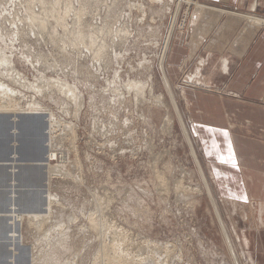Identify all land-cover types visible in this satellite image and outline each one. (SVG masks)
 I'll return each mask as SVG.
<instances>
[{"label": "rangeland", "instance_id": "1", "mask_svg": "<svg viewBox=\"0 0 264 264\" xmlns=\"http://www.w3.org/2000/svg\"><path fill=\"white\" fill-rule=\"evenodd\" d=\"M178 1L0 0V264H229L183 95L192 65L173 79L168 59L174 38L218 40L226 20L260 17Z\"/></svg>", "mask_w": 264, "mask_h": 264}, {"label": "crops", "instance_id": "2", "mask_svg": "<svg viewBox=\"0 0 264 264\" xmlns=\"http://www.w3.org/2000/svg\"><path fill=\"white\" fill-rule=\"evenodd\" d=\"M205 3L206 11L224 3L260 18H249L253 28L229 23L236 17L226 20L218 40L202 41V29L187 45L174 38L169 74L176 79L181 63L192 65L188 77L194 85L183 95L211 190L238 262L264 264V0ZM202 47L206 58L199 57L203 65L197 69L200 61H193Z\"/></svg>", "mask_w": 264, "mask_h": 264}, {"label": "bare ground", "instance_id": "3", "mask_svg": "<svg viewBox=\"0 0 264 264\" xmlns=\"http://www.w3.org/2000/svg\"><path fill=\"white\" fill-rule=\"evenodd\" d=\"M153 1V0H152ZM183 1H186V0H179L178 1V3H182ZM180 6V5H179ZM178 6V7H179ZM177 9V8H176ZM177 14V13H176ZM176 16V15H175ZM134 18V17H133ZM177 18V17H176ZM176 23V19H174V24ZM174 29H175V26L173 27V29H171V31H170V33H169V36H168V38H166V42L163 44V51H162V53L160 54L161 56H160V65H161V68L163 69V72H164V74H165V77H166V80H167V82L169 81V79H168V76L166 75V70L164 69V61H165V59H166V55H167V52L169 51V47H170V43H171V40H172V37H173V32H174ZM3 40V39H2ZM158 44V43H157ZM3 52V51H2ZM2 55V54H1ZM7 59V58H6ZM148 62V61H147ZM3 63V62H2ZM149 64V63H148ZM2 65V64H1ZM7 65V64H6ZM11 65V64H10ZM4 66V65H3ZM6 67V66H5ZM4 67V68H5ZM0 68H2V66L0 67ZM3 71V70H2ZM19 73V72H18ZM163 75V74H162ZM15 76V75H14ZM21 76V75H20ZM40 76V75H39ZM8 77H9V75H8ZM10 78V77H9ZM18 78H20L19 76H18ZM24 78V77H23ZM47 78V77H46ZM39 79V78H38ZM165 79V78H164ZM10 80V79H9ZM12 81V80H11ZM26 82H27V80H25ZM13 82H14V80H13ZM35 82H36V80H35ZM47 82V81H46ZM114 82H116V81H114ZM1 83H3V81L1 82ZM5 83V82H4ZM54 83V82H53ZM110 83V82H109ZM129 87H133L134 89H136V92L137 93H141V94H139V96H141L142 95V93H144V91L142 92V90H143V88L145 89L146 87H143V86H145V84L143 85V84H141V82H140V84L139 83H135V82H133V81H129ZM19 84H20V81H19ZM28 84V83H27ZM30 84V83H29ZM28 84V85H29ZM37 84V83H36ZM38 85V84H37ZM0 86H1V84H0ZM25 86V85H24ZM49 86V85H48ZM51 86V85H50ZM58 86V88H59V85H57ZM150 86V85H149ZM28 87V86H27ZM67 87V86H66ZM25 88V87H24ZM33 88V87H32ZM150 89H151V87H149ZM13 89H14V87H13ZM36 89V88H35ZM39 89V88H38ZM68 89V88H67ZM80 89V88H79ZM4 90H5V88H4ZM10 91V90H9ZM11 91H12V89H11ZM35 91V90H34ZM37 91H39V90H37ZM48 91V90H47ZM146 91H147V89H146ZM78 92H79V90H78ZM123 92V91H122ZM149 92V91H148ZM153 92V91H152ZM61 93V92H60ZM69 93H70V91H69ZM72 93H74V92H72ZM149 93H151V92H149ZM67 94V93H66ZM76 94H77V92H76ZM79 94V93H78ZM4 95V94H3ZM72 95V94H71ZM80 95V94H79ZM137 95V94H136ZM144 95V94H143ZM148 95V94H147ZM15 96H16V94H15ZM68 96V95H67ZM66 96V97H67ZM78 96V95H77ZM82 96V95H81ZM151 96V95H150ZM159 96V98L158 97H154L155 99L157 98L158 100L160 99V97H161V95H158ZM65 97V96H64ZM116 97V96H115ZM123 97H125V96H123ZM132 97V96H131ZM148 97V96H147ZM0 98H2V97H0ZM10 99H9V101L7 102L8 104H10V106L12 105V104H14V99L10 96L9 97ZM78 98H79V96H78ZM138 98V97H137ZM140 98H142V97H140ZM139 98V99H140ZM148 98H150V97H148ZM138 99V100H139ZM143 99H144V97H143ZM146 99V98H145ZM152 99V98H151ZM3 100H4V97H3ZM16 100V99H15ZM161 100V99H160ZM163 100V99H162ZM144 101V100H143ZM153 101V100H152ZM1 102H2V100H1ZM147 101H145V103H146ZM16 103V102H15ZM36 103V102H35ZM143 103V102H142ZM148 103V102H147ZM151 103V102H150ZM158 103H160V102H158ZM157 103V104H158ZM162 103V102H161ZM6 104V103H5ZM4 104V105H5ZM18 104V103H17ZM34 104V103H33ZM153 104V103H152ZM2 105V103H0V106ZM15 106H16V104H14ZM118 105V104H117ZM148 105V104H147ZM6 106H8L7 104H6ZM143 106V105H142ZM159 106V105H158ZM160 106H161V104H160ZM163 106V105H162ZM2 107V106H1ZM5 106H3V108H1V109H6V108H8V107H5ZM12 108H14V106L12 105L11 106ZM11 107H9V108H11ZM31 108V107H30ZM139 108V107H138ZM32 109V108H31ZM6 111V110H5ZM80 111V110H79ZM167 113V112H166ZM169 114V113H168ZM163 115V114H162ZM168 116H170L171 117V115H168ZM164 118H166V117H164ZM163 120V119H162ZM171 124H172V121H171V119L169 118V117H167L166 119H165V122H164V126H165V128H166V131L167 130H169L170 128H171ZM119 125V124H118ZM130 125V124H129ZM72 127V126H71ZM162 128H164V127H162ZM119 129V128H118ZM95 130H97V128L95 129ZM189 131V130H188ZM163 132V131H162ZM72 133H73V131H72ZM167 133V132H166ZM76 135V134H75ZM76 138V137H75ZM74 141V140H73ZM72 142V141H71ZM189 142V141H188ZM165 161V160H164ZM80 165V164H79ZM165 166V165H164ZM155 167V166H154ZM157 168V167H156ZM165 171V170H164ZM191 172V171H190ZM157 174H158V172H157ZM163 175V174H162ZM155 176V175H154ZM159 178V177H158ZM161 179H164V178H161ZM161 179H159V180H161ZM161 184H162V180H161ZM182 184V183H181ZM177 186H178V184H177ZM181 187V186H180ZM170 188V187H169ZM176 188V187H175ZM160 189V188H159ZM185 189V188H184ZM174 190H176V189H174ZM180 190V189H179ZM196 190V189H195ZM129 191V190H128ZM191 191V190H190ZM108 192V191H107ZM117 192V191H116ZM125 193V192H124ZM123 193V194H124ZM167 193V192H166ZM103 194V193H102ZM115 194V193H114ZM213 194V193H212ZM158 195V194H157ZM164 195V194H163ZM96 196V195H95ZM106 196V195H105ZM110 196V195H109ZM101 197V196H100ZM113 200H114V198H113ZM129 201V200H128ZM180 201V200H179ZM100 202V201H99ZM122 202V201H121ZM120 202V203H121ZM178 202V201H177ZM182 202H183V200H182ZM110 204V203H109ZM114 204V203H113ZM124 204V203H123ZM182 205H184V204H182ZM98 208V207H97ZM101 209V208H100ZM106 210V209H105ZM101 211V210H100ZM109 214V213H108ZM219 214H221V213H219ZM91 216V215H90ZM89 218V217H88ZM91 218H92V216H91ZM90 218V219H91ZM89 219V220H90ZM92 221V220H91ZM223 222V221H222ZM118 223V222H117ZM96 225V224H95ZM117 226V225H116ZM224 226H225V224H224ZM109 227V226H108ZM111 228V227H110ZM116 228V227H115ZM120 228H123V227H120ZM126 229V228H125ZM101 230V229H100ZM108 230H110V229H108ZM124 230V229H123ZM122 230V231H123ZM129 231V230H128ZM127 231V232H128ZM222 231V230H221ZM102 232V231H101ZM121 232V231H120ZM126 232V231H125ZM105 234V233H104ZM119 234V233H118ZM112 235V234H111ZM119 235H121L120 237H122V234H119ZM118 235V236H119ZM125 235H128V234H125ZM131 235V234H130ZM224 236V235H223ZM110 237V236H109ZM108 237V238H109ZM120 237H119V239L118 240H120ZM125 237V236H124ZM127 237V236H126ZM124 239H126V238H124ZM145 240H146V238H144ZM148 239V238H147ZM178 239V238H177ZM105 240V239H104ZM151 240V239H150ZM150 240H148V241H150ZM189 240V239H188ZM225 240V239H224ZM230 240V239H229ZM124 241V240H123ZM153 241V240H152ZM226 241V240H225ZM231 241V240H230ZM104 242V241H103ZM106 242V241H105ZM104 242V243H105ZM110 242V241H109ZM125 242V241H124ZM143 242V241H142ZM147 242V241H146ZM154 242V241H153ZM175 242V241H174ZM107 243V242H106ZM112 243V242H111ZM121 243V242H120ZM130 243V242H129ZM148 243H150V242H147V244ZM152 243V242H151ZM150 243V244H151ZM156 243H157V241H156ZM159 243V242H158ZM226 243V242H225ZM135 244V243H134ZM142 244H144V243H142ZM153 244V243H152ZM168 243H165L164 245H166L168 248H169V245L170 244H168ZM181 244V243H180ZM227 244V243H226ZM112 245V244H111ZM114 245V244H113ZM113 245H112V247H113ZM155 245V244H154ZM153 245V246H154ZM157 245H160V243L159 244H156L155 245V247L157 246ZM163 245V244H162ZM163 245V246H164ZM144 246V245H143ZM147 246V245H146ZM152 246V247H153ZM161 246V245H160ZM162 246V249L164 248ZM171 246V245H170ZM228 246V245H227ZM233 246V245H232ZM151 247V246H150ZM167 247H165L166 249H167ZM174 247V246H173ZM229 247V246H228ZM158 248H160V247H158ZM157 248V249H158ZM179 248H181V245H180V247ZM178 248V249H179ZM106 249V248H105ZM109 249V248H108ZM115 249V248H114ZM141 249V248H140ZM170 249V248H169ZM182 249V248H181ZM234 249V248H233ZM103 250V249H102ZM101 250V251H102ZM149 250V249H148ZM156 250V249H155ZM165 250V249H164ZM168 250V249H167ZM174 250V249H173ZM176 250V249H175ZM100 251V250H99ZM105 251V250H104ZM111 251V250H110ZM114 251V250H113ZM177 251V250H176ZM180 251V250H179ZM233 251H235V250H233ZM154 252V251H153ZM111 253V252H110ZM113 253V252H112ZM150 253V252H149ZM156 253V252H155ZM171 253V252H170ZM169 253V254H170ZM114 254V253H113ZM153 254V253H152ZM167 254V251H166V253L164 254V255H166ZM177 254L179 255H177L178 256V260L180 261V263L179 264H181V259H182V257H181V253L179 254V252H177ZM103 255V254H102ZM154 255V254H153ZM152 255V256H153ZM157 255V254H156ZM163 255V254H162ZM238 255V254H237ZM237 255H235V257H236V259L238 258V256ZM127 256V255H126ZM148 256H149V254H148ZM147 256V257H148ZM170 256V255H169ZM168 256V257H169ZM174 256H176V255H174ZM174 256H173V258H174ZM176 256V257H177ZM97 257V256H96ZM105 257L107 258V255L105 254ZM114 257V255L112 256V258ZM115 257H116V255H115ZM124 257V256H123ZM145 257V256H144ZM166 257H167V255H166ZM175 257V258H176ZM192 257V256H191ZM232 257V256H231ZM141 258V257H140ZM153 258V257H152ZM172 258V257H171ZM174 258V259H175ZM96 259V258H95ZM99 259V258H98ZM104 259V258H103ZM142 259V258H141ZM145 258H143V260H144ZM148 259V258H147ZM159 259H160V257H159ZM166 260H167V258H165ZM238 259H240V258H238ZM238 259H237V263L239 264V262H238ZM94 260V259H93ZM117 261L118 260V258H117V260L116 259H112L111 261ZM119 260H122L121 259V256H120V259ZM148 260H150V259H148ZM148 260H146V263H147V261ZM161 260V259H160ZM160 260H158L157 259V261H160ZM162 260H164V259H162ZM166 260H164L165 262H166ZM169 260H171V259H169ZM191 260V259H190ZM114 261V262H115ZM126 261V260H125ZM142 261V260H141ZM153 261V260H152ZM168 261V260H167ZM177 261V260H176ZM161 262V261H160ZM160 262H157V264L158 263H160ZM171 262H173V261H170V264H171ZM99 263V262H98ZM106 263H108V262H106ZM111 263H113V262H109V264H111ZM117 263V262H116ZM116 263H114V264H116ZM121 263H122V261H121ZM128 263V262H127ZM141 263H143V262H141ZM140 263V264H141ZM149 263H150V261H149ZM190 263V262H189ZM192 263V262H191ZM95 264V263H94ZM118 264H120V262L118 263ZM144 264V263H143ZM154 264V263H153ZM162 264H164L163 263V261H162ZM188 264V263H187ZM196 264V263H195ZM222 264H223V262H222ZM229 264H236L235 263V261H234V259H233V257L230 259V262H229Z\"/></svg>", "mask_w": 264, "mask_h": 264}, {"label": "water", "instance_id": "4", "mask_svg": "<svg viewBox=\"0 0 264 264\" xmlns=\"http://www.w3.org/2000/svg\"><path fill=\"white\" fill-rule=\"evenodd\" d=\"M208 192H209V194H210V191H209V190H208ZM212 203H213V200H212ZM213 207H214V211H215V214H216V216H217V219H218V221H219L220 227H221V229H222V232H223V234H224V237H225V239H226L227 245L229 246V247H228V248H229V251L231 252V255H232V257H233L235 263L238 264V263H237V259H236L235 254H234V251H233V248H232V245H231V243H230L229 237H228V235H227L226 229H225V227H224V224H223V222H222L221 216H220V214H219V212H218V210H217V207H216L215 203H213Z\"/></svg>", "mask_w": 264, "mask_h": 264}]
</instances>
